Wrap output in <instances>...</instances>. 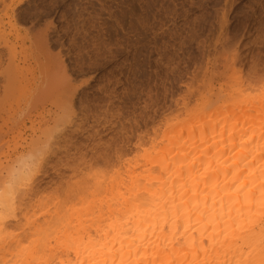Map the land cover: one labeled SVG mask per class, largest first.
<instances>
[{"label": "rangeland", "instance_id": "obj_1", "mask_svg": "<svg viewBox=\"0 0 264 264\" xmlns=\"http://www.w3.org/2000/svg\"><path fill=\"white\" fill-rule=\"evenodd\" d=\"M0 45V163L16 146L28 163L15 184L26 197L5 216L23 245L84 195L95 200L85 241L107 249L100 205L183 103L236 77L264 102V0H0ZM207 218L196 253L174 264H264V205L218 226Z\"/></svg>", "mask_w": 264, "mask_h": 264}, {"label": "bare ground", "instance_id": "obj_2", "mask_svg": "<svg viewBox=\"0 0 264 264\" xmlns=\"http://www.w3.org/2000/svg\"><path fill=\"white\" fill-rule=\"evenodd\" d=\"M2 59L0 51V64ZM243 82L230 78L226 88L183 103L161 137L157 134L150 148H143L142 165L124 191L118 188L100 205L107 207L113 228L107 249L92 237L85 241L81 215L86 210L85 221L95 223L89 210L94 196H79L83 207H72V217H50L32 227L30 246L12 237L5 215L12 199L21 204L26 197L15 184L28 165L23 148H13L0 163V264H174L178 252L196 253L197 234L205 228L200 222H207L210 213L208 223L218 226L259 209L264 205V102L248 98ZM29 149L28 159H33V142ZM205 210L210 211L203 220ZM115 214L126 216V230Z\"/></svg>", "mask_w": 264, "mask_h": 264}]
</instances>
